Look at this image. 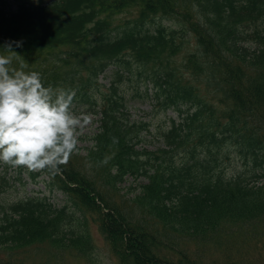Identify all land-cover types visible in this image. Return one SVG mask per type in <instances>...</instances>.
Masks as SVG:
<instances>
[{"label": "trees", "instance_id": "trees-1", "mask_svg": "<svg viewBox=\"0 0 264 264\" xmlns=\"http://www.w3.org/2000/svg\"><path fill=\"white\" fill-rule=\"evenodd\" d=\"M0 55L100 117L85 155L77 147L57 173L30 171L64 205L0 203V264L33 250L103 264L94 227L116 264H202L185 239L203 245L223 222L263 220L264 0H0ZM136 79L134 95L182 117L160 129L156 150L139 146L151 124L127 113L124 85ZM229 145L255 165L250 179L221 167ZM128 177H143L130 196ZM8 183L0 175V194Z\"/></svg>", "mask_w": 264, "mask_h": 264}, {"label": "rangeland", "instance_id": "rangeland-1", "mask_svg": "<svg viewBox=\"0 0 264 264\" xmlns=\"http://www.w3.org/2000/svg\"><path fill=\"white\" fill-rule=\"evenodd\" d=\"M53 1V0H47ZM164 24H171V22H164ZM109 76V74L107 75ZM107 76H102L101 83L108 84ZM133 82L127 81L124 85L128 91V96L131 98L128 106V115L131 120H145L151 124L150 132L145 133L144 141L140 143V147L147 148L148 150H156L160 146L159 131L163 126L169 125L171 118L179 121L182 117L175 110L161 111L155 109L144 92L142 95H134V88L137 85V79ZM145 86V85H144ZM142 86V90L145 88ZM211 96H216L213 87L207 90ZM210 97H208L209 99ZM221 98V95H217ZM222 109V104L216 103ZM87 111V112H86ZM76 114L87 115L91 118V123L87 125L82 134L79 136L78 150L83 156L87 153L88 148L92 147L93 141L90 137L97 133L99 129V116H95L88 109H80L74 111ZM221 167L225 170L228 177L241 173L247 178H251L253 171H256L254 164L245 159L234 147L229 145L225 156L220 161ZM38 173V172H35ZM7 174L9 178L8 185L4 186L0 194V203L9 205L20 199L30 196H48L51 201L57 205L62 206L65 204L66 199L59 191L50 192L47 188L46 182L49 177L46 174L36 175L33 177L31 172L25 167L14 168L10 165L0 162V175ZM143 177L135 179L128 177L127 180L120 185L121 194L130 196L139 188V182ZM258 185H264V177L255 181ZM264 216V215H263ZM263 220H257L253 217L250 220H243L240 223L227 222L222 223L221 232L217 234L218 240H208L200 245L191 239H185L181 245L191 257L197 258L201 255L202 264H264V217ZM220 231V230H219ZM97 244V256L103 264H116L110 256L107 245L104 242L99 231L94 227ZM37 250H33L27 255V258L16 264H88L86 259L75 258L66 255L65 258H51L45 256H38ZM38 256V257H37ZM37 257V258H36ZM15 261V259H14Z\"/></svg>", "mask_w": 264, "mask_h": 264}, {"label": "clouds", "instance_id": "clouds-1", "mask_svg": "<svg viewBox=\"0 0 264 264\" xmlns=\"http://www.w3.org/2000/svg\"><path fill=\"white\" fill-rule=\"evenodd\" d=\"M5 47L17 54L11 43ZM11 63L12 56L0 55V162L55 174L77 151L91 118L72 110L74 90L45 87L38 72H10Z\"/></svg>", "mask_w": 264, "mask_h": 264}]
</instances>
